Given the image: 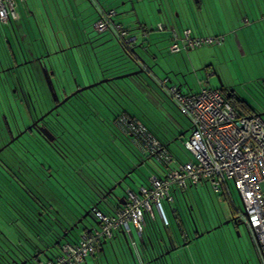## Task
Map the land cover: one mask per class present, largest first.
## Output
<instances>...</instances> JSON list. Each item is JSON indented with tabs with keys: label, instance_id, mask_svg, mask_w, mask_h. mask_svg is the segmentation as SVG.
<instances>
[{
	"label": "rangeland",
	"instance_id": "1",
	"mask_svg": "<svg viewBox=\"0 0 264 264\" xmlns=\"http://www.w3.org/2000/svg\"><path fill=\"white\" fill-rule=\"evenodd\" d=\"M71 1L72 2L70 3L69 0H42L40 6H37L36 2L31 0L28 4L29 6H26L27 11H30L31 19H21L20 23L16 22L15 24L19 37H21L25 31H30L32 34L35 33L37 36L34 37H38L40 42L36 45L43 52L44 41L47 44L51 41L50 37H53V35H51V21H53L55 25L59 24L60 27L67 29L69 36H71V32L73 36L71 39L75 42H78L81 39V41H88L89 47L94 45V50L91 46V52L89 53H91L92 58L90 57L88 62L86 60L83 61L82 58L77 55L78 53L73 54L68 52V61L71 68L74 70L75 77L77 76L78 79L77 82H75L69 75V69L63 70L64 67H61L62 76L60 77V80H62V85L66 90L70 91L77 83L82 84V86L93 83L103 79L104 75L109 77V75L117 74V72L126 73L129 72L128 70L130 69L131 71L136 70L138 67L137 64L121 50L114 34L107 30L99 32L95 29L94 24L99 19L100 15L97 14L93 2L91 0ZM124 1L126 0H102L107 8H117L118 14H114V16L118 22H121L126 26H134L136 23L135 17H133L134 19H131L130 16H125V13L127 12H123V9H125L124 7L127 6V9L131 8L128 2L123 4ZM193 1L196 2L197 0ZM184 2L185 0H143L142 2H139L136 7L141 19L146 20L152 33H158L157 24L159 21L165 23L169 29L175 28L177 31L181 32L183 30L181 22L185 23L189 14V10ZM159 5L163 7V12H161V14H159V11L156 8V6ZM66 6L71 10V6H74L76 13L72 11L71 15H68ZM203 6L204 10L202 13L198 14V16L202 17L203 22L207 24V31H210V33L206 34L215 35L214 33H217L218 31L221 32L218 34L225 35V39L221 44L203 45L196 49L171 53L169 47L168 50L166 47L168 45L167 39H164L159 41V44H161L160 49H157L155 46L157 50L156 59L151 56L148 57V55L145 54V52H142V50H140V53L148 61V64L153 66V71L158 77L161 79H172V81L168 80V86L181 84L185 92L191 90L196 92L203 86L219 88L220 81L222 80L224 84L232 87L237 97L256 107L259 112H263L264 1L210 0L209 4L204 3ZM177 11L180 13L179 17L176 16ZM27 15H29V13H26L25 17H27ZM179 18L181 19V22ZM47 23L48 26L46 25ZM20 25H22V29L20 28ZM57 29L58 27L56 30ZM134 34L137 35L139 41H141L140 34ZM61 37L63 38V35ZM32 38L33 37L29 36L25 40L23 39V46L26 48L31 47L28 44ZM7 40L12 43L17 41V39L15 41L14 31L10 24H0V44H6ZM73 40L71 41L73 42ZM63 42L67 44L68 41L63 40ZM47 46L51 48L53 47L52 44ZM78 64L80 66H78ZM215 70L216 73L220 75L221 79L216 74H211ZM207 74H211L209 82H206ZM54 80L57 82L58 79ZM67 80H69V85ZM200 82H202L203 85H201ZM43 91H46V89H43ZM84 91L88 93L91 92V89H86ZM159 93L161 106L158 105L149 94L147 95H149L151 100L142 91L136 92L134 89L131 91V94L134 96H138V94L142 95L140 99L138 97L135 98L140 100L144 111L148 115L147 117H149L151 121L154 120L159 122L164 120L167 123H170L176 131L179 130L178 135H181L184 130L190 128L188 118L179 111L176 104L168 96L169 94H166L160 88ZM39 96L40 101L43 103H45V98L46 100H51V97L48 95L44 94L43 97V95L40 94ZM35 104L37 106L39 105L38 99H35ZM174 122H177V125H181L183 129L181 130V128L178 127L177 130ZM74 132L75 130H73V133ZM190 134L191 129L180 137L177 135L178 139L170 143L171 149L175 152L181 151L187 154L188 157L189 152L184 148V140ZM83 142L85 143L84 140ZM117 142L122 146L120 140H117ZM126 152L131 155L132 160H136L137 157H134L133 153H130V151ZM139 155H141V158L143 159L146 156L140 152ZM152 165L153 164L149 161L142 162L141 169L139 170L140 174L136 176V180L132 182L128 179L126 183L117 188L116 194L124 196L126 189L129 186L137 189L139 187L141 176L145 177L152 173ZM31 179L33 178L31 177ZM0 180H2V177ZM6 181L7 180H5V182ZM7 182L9 183V181ZM10 185L12 187L11 191L16 190L11 183ZM226 192L231 199H233L237 212L239 213V211L243 210L244 204L240 193L232 183H230L229 190L227 189ZM224 197V192H216L211 183H200L190 187L184 196L179 195L178 199L170 203L171 205L166 201V210L171 214V207L176 208L178 210L177 215L181 217L184 223L191 228L192 226L194 227L196 223L199 229L206 230V232L211 227L221 224V227L214 229L210 233H206L198 240L192 241L191 247L188 249L189 253H191L193 248L196 249L197 246H200L199 251L201 254L199 253V257L204 261L202 256H204V252L208 246L219 249L218 246L222 244L219 240L226 233L235 237L233 241L242 248V254L243 252L247 253L249 250L254 264H258V258L257 255L255 256L254 254L252 240L246 224L234 221L228 222L232 217V213L229 204ZM26 198L28 199V197ZM188 205H191L192 208H189ZM191 211L193 212V215H191ZM194 221L196 222L194 223ZM85 223L87 225H93L96 223L93 214L92 216L87 217ZM84 225L85 224L81 223L78 228L74 229L73 234L78 235V233L84 229ZM174 228L178 230L177 223L173 218V224H170L169 229L173 233L175 241L178 242V236L176 235ZM16 232L15 228L0 218L1 239L4 238L6 240L9 237L10 240H17L19 239V236ZM4 236H7V238ZM129 238L131 245L134 249H137L141 242L139 236L134 233L133 236H129ZM128 249L127 241L123 236L119 235L105 243L104 251H99L94 256L89 255L87 261L80 264H129ZM180 249L181 248L173 250V254H179L178 251ZM40 257L46 259L44 253L41 254ZM243 259L247 260L244 255Z\"/></svg>",
	"mask_w": 264,
	"mask_h": 264
},
{
	"label": "trees",
	"instance_id": "2",
	"mask_svg": "<svg viewBox=\"0 0 264 264\" xmlns=\"http://www.w3.org/2000/svg\"><path fill=\"white\" fill-rule=\"evenodd\" d=\"M10 25L15 26L14 23ZM138 45L131 51L123 48L127 56L135 62L137 56H142L140 51L137 50ZM141 45L143 44L141 43ZM145 54L148 57L152 56L148 50L145 51ZM145 62L148 63L146 59ZM58 67H61V65L56 64L54 68L57 70L56 77L60 79L61 73ZM71 69L70 67L69 71ZM128 71H131V69ZM120 73L122 74L123 72H117V74L109 76H115ZM103 77L107 76L104 75ZM166 87H168L167 83H162L161 79L146 70L128 78L97 85L91 88V92H88V97L84 101L74 100L69 104L75 108V115L70 123L72 126H70L76 133L72 131L75 138L68 148L73 150L74 154L72 155L75 156L76 154L77 157L62 160L61 156H65V152L60 151L58 156L52 152L49 156L47 152L37 145L33 179L31 177L20 178L18 186L13 185L10 182L11 180L9 183L5 182L6 179L1 180V185L5 188L0 191V218L15 228L19 239L10 240L8 237V239L2 238V240V235L0 234V264L7 260L8 257L6 253L8 249H5V247L20 251L30 249L29 256L36 258L33 264L44 259L40 257L43 252L48 259H53L64 242L76 241L82 231L90 229L92 225L85 223L87 218L83 220L84 229L78 235H74V229H71V226L86 210H90V215L93 214L97 221L94 212L95 207L110 211L113 207L122 205V203L110 197L109 188L117 183L118 180L123 179L126 172L128 174L123 180L125 181L124 183L128 179L132 182L136 180V176L140 174L139 170L142 162L149 161L153 164L152 173L162 169L161 164L151 154L144 152L138 145V140L122 127L119 121L120 116L126 115L131 119L137 118L141 120L149 132L160 140L163 147L172 152L179 160H186L189 157V154L188 157L186 154L187 158L182 159L181 151L175 152L170 147V143L177 140L178 127L181 128V126L174 123L178 130L176 131L170 123L164 120L159 122L151 121L147 117L148 115L144 111L140 100L135 98L138 97L140 99L142 95L134 96L131 94L133 89L136 92L142 91L148 98L150 95L160 105L159 88L169 94ZM218 89L223 92L221 88ZM127 94L128 98L126 97ZM223 94L242 114H257L259 112L256 107L237 97L235 91H232L229 95L225 92ZM262 94H264V90ZM168 96L170 97V95ZM171 100L173 101L172 98ZM262 117L264 118V116ZM171 119L173 121L172 116ZM117 140L121 141L122 146ZM126 151L133 153L134 157H137L136 160H132L131 155ZM139 152L146 155L144 159L141 158ZM129 169L131 170L130 172L127 171ZM151 174L145 177L141 176L139 185L148 184ZM10 183L16 190L11 191ZM188 189L176 193V199H178L179 195L184 196ZM227 189L229 190V186H224L222 190L225 195L224 198L229 204L231 213L236 215L238 212L233 199L226 192ZM124 196L126 198V193ZM188 206L192 208L191 205ZM33 210L36 211L32 216L31 212ZM39 211H42L43 214L39 215ZM166 212L168 224L160 222L159 218L155 220L147 218L145 235L140 239L141 242L137 249H134L131 245L129 236L125 235L126 238H124L125 240L127 239L129 247V264H194L187 249L182 250L177 255L173 254V250L200 239L207 233L206 230L199 229L200 232H204L200 236L199 231L195 230V226L191 228L183 222L181 217L177 215L178 210L176 208L171 207V214L168 210ZM190 213L193 215L192 211ZM173 218L177 223L178 230L174 229L178 236V242L175 241L173 233L169 229L170 224H173ZM195 225L198 227L196 223ZM210 229L211 231L214 230L213 227ZM65 233L67 234L65 235ZM224 236H226V233ZM4 237L7 238V236ZM106 242L102 243L94 255L100 251ZM199 248L200 246H197L196 249L193 248L191 250L195 259L197 253H200ZM168 249H170V253L165 254ZM36 253H39L40 259L34 256ZM203 262L200 257L199 263L203 264ZM15 264H19L18 261Z\"/></svg>",
	"mask_w": 264,
	"mask_h": 264
},
{
	"label": "built area",
	"instance_id": "3",
	"mask_svg": "<svg viewBox=\"0 0 264 264\" xmlns=\"http://www.w3.org/2000/svg\"><path fill=\"white\" fill-rule=\"evenodd\" d=\"M25 0H0V24H11L21 17L18 4ZM115 10L103 11L94 27L110 31L128 51L138 44L137 35L114 22ZM157 28L169 31L171 53L196 49L203 45L221 44L224 34H194L192 29H169L163 22ZM208 80V79H207ZM167 83V79L162 80ZM179 111L188 118L191 134L184 140L189 152L179 160L165 149L141 120L122 115V127L131 133L141 149L151 154L162 169L149 176L148 184L126 189V202L110 211L94 209L99 223L84 230L76 241H66L53 259L35 264H80L94 255L103 242L119 232L126 236L145 235L147 218H159L168 224L166 201L176 200V193L200 183H211L216 192L232 183L242 198L248 227L257 239L264 264V118L258 114H242L218 88L203 86L196 92H184L180 85L167 87Z\"/></svg>",
	"mask_w": 264,
	"mask_h": 264
},
{
	"label": "flooded vegetation",
	"instance_id": "4",
	"mask_svg": "<svg viewBox=\"0 0 264 264\" xmlns=\"http://www.w3.org/2000/svg\"><path fill=\"white\" fill-rule=\"evenodd\" d=\"M6 42V44H0V178L2 177L7 181L11 180L10 182L13 185L18 186L20 178H30L35 174L37 145L49 156L52 152L57 156L60 151L65 152V156H61L62 160L77 157L76 154L75 156L72 155L74 151L68 148L75 138L72 133L74 129L71 128L72 125L70 124L75 115V108L69 104L74 100L84 101L88 97V93L86 91L79 92L62 105L52 109L74 90L81 87L82 84L77 83L73 89L67 91L62 85V80L53 74L52 78L58 94V99L54 100L42 71V65L37 58L41 57L43 66H47L49 69L54 68L52 67L55 64L54 60L44 57V55L32 57L17 42L12 43L8 40ZM80 43L70 41L67 45L69 52L72 53L75 51V47L82 45L81 47H84L81 50L83 57L89 59L91 46L94 50V45L89 47L86 40ZM78 51L80 50L78 49ZM68 55V50H66L63 54V62H61V66L65 70L71 67ZM70 75L77 82V76ZM54 79H58V83ZM67 83L69 85V80H67ZM43 89H46V91H43ZM221 89L226 94H231V91H234L231 86L226 84ZM40 94L43 97L44 94L50 96L51 100L45 98V103L41 102ZM126 97L128 98V94ZM35 99L39 100L38 106L35 104ZM47 133H50L51 137ZM52 136H54L53 139ZM127 171L130 172L131 170ZM127 174L128 172L124 176ZM124 182H122V185ZM1 183L2 181L0 182V191L5 188ZM110 197L113 199L111 195ZM35 211L31 212L32 216ZM42 214L43 212L39 211V215ZM5 249H8L6 252L8 257L1 264H15L16 261L19 264H24V261H26V264H33L36 261V258L29 256L30 249L21 251L7 247Z\"/></svg>",
	"mask_w": 264,
	"mask_h": 264
},
{
	"label": "crops",
	"instance_id": "5",
	"mask_svg": "<svg viewBox=\"0 0 264 264\" xmlns=\"http://www.w3.org/2000/svg\"><path fill=\"white\" fill-rule=\"evenodd\" d=\"M30 1L31 0H25V1L20 2L18 4L19 5L18 9L20 11L21 17L18 21L13 22L14 25L16 24V22L20 23L21 19H25V18L31 19L30 11H27V9H26V6L29 4ZM32 1L36 2L37 6H40V3L42 0H32ZM49 1H54V0H49ZM69 1H70V3L72 2L71 0H69ZM91 1L95 5V10L97 11L98 15H100L103 11H108V10H115V14H118L117 8H111V9L107 8L105 3L102 2V0H91ZM142 1L143 0H126L123 2V4H126L128 2V4H130V6H131L130 9H127V6L124 7L125 9H123L124 10L123 12H127V13H125V16H130L131 19H134L133 17H135L136 23L134 26H126L125 24L118 22L115 19V16H113V19H114V22L116 24H119V25L123 26L124 28L129 29L131 34H133V35H135L134 33L140 34L141 41H139V45L137 47V50L138 51L142 50V52H145L146 50H148L152 54L151 57L156 59L157 58L156 48L160 49V45H161V44H159V41L167 39L168 45L166 47L168 50V47H169L170 43L172 42V39H171L170 32H165V31L159 30L158 28H157L158 33H152L151 32L150 28L148 27L146 20H142L140 15L138 14L139 11H138L136 6L139 2H142ZM254 1H256V0H254ZM209 2H210V0H197L196 2L193 0H187V1L185 0L184 3H185V6L187 7V9L189 10V14L187 16V20L185 21V23L181 22V19L179 18L183 28L192 29V32L194 34L210 33V31H207V28H208L207 24L203 22L202 17L198 16V14L202 13L204 10L203 4L204 3L209 4ZM192 3H194V4H192ZM71 7H72V10L67 8V6H66V10H67L68 15H71L72 11L75 12L74 6H71ZM156 8L159 11V14H161V12H163V7L161 5L156 6ZM156 8H155V10H156ZM26 13H29V15H27V17H25ZM176 16H178V17L180 16V13L178 11L176 13ZM162 19H163V17H162ZM159 22H161V21H159ZM50 24H51V28H52L51 29L52 30L51 35H53V37H50L51 41H49V43H47V44L44 41V43H43L44 52L41 51L37 46L38 43H40V42H39L38 37H34V36H37L35 33L32 34V33H30V31H25L24 34L22 36L20 35L21 37H19L16 26H12V25H10V26L12 27V29L14 31L15 41L17 39L16 42L19 44V46H23V39L25 40L29 36L33 37L28 44L29 46H31V47H28L29 49L23 46L25 48L26 52H28L32 57H36L38 55H44V57H46V55L48 53H51L50 57L54 60V62L56 61L55 63L61 65L62 64L61 62H63L62 60L64 57L63 54L65 53L66 50H68V52H69L67 45L71 40H73V39H71V37L73 38V36H72L71 32H70L71 36H69V32L67 31V29L60 27L59 24L55 25L53 21H51ZM46 25L48 26V23ZM57 27H58V29L56 30ZM20 28L21 29L23 28L22 25H20ZM218 33H221V32L218 31L217 33H214V34H218ZM76 34H78V33H76ZM62 35H63V38L61 37ZM41 39H43V38H41ZM63 40L68 41L67 44H65L63 42ZM80 42H83V41H81V39L78 42H75L73 40V43L81 44ZM141 43L143 45H141ZM50 44H52V46H53L52 48L47 46V45L50 46ZM81 46L82 45H78V47H75L74 53H78L77 55L80 56L83 61L86 60L88 62L89 59H87L86 57H83V53L81 50L84 49V47H81ZM119 46H120L121 50L123 51V47L121 46L120 43H119ZM141 46H143V47H141ZM155 46H156V48H155ZM77 48L80 51H78ZM90 57L92 58L91 55H90ZM141 63H142V61H141ZM142 64L144 66H146L144 63H142ZM78 66H80V65L78 64ZM61 67H63V66H61ZM61 67H59L60 73H61ZM56 71L57 70H55V73H54L55 75L57 74ZM215 71L212 72L211 74L215 73ZM70 74L75 75L74 70H71ZM211 74H207L206 82H209ZM165 79H168V78H165ZM165 79H163V80H165ZM162 83H163V81H162ZM200 84L203 85L202 82H200ZM179 85H180L182 91H184L182 85L181 84H179ZM186 92H194V91L191 90V91H186ZM174 123L177 124V122H174ZM179 126H181V125H179ZM181 128H182V126H181ZM180 155H181L182 159L186 158V154L180 152ZM247 229H248V232H249L251 240H252V247H253L254 254H255V256L257 255V258H258L257 262H258V264H263V260L261 258L260 252H259L256 236L254 235V233L251 231V229L249 227H247ZM119 235L124 237L123 233H119L117 236H119ZM234 238H235L234 236L226 234V236H223L219 240V242H222V244H224V245L221 244L220 246H218L219 249L212 248L211 246L210 247L208 246V248L204 252L203 264H254L249 250L247 251V253L243 252V254H242V252H241L242 248H240L237 244L234 243V241H233ZM191 244H192V242L188 245L182 246L181 249L178 251V253H180L184 249H187V250L190 249L189 247H191ZM104 246H105V244H104ZM104 246L100 249V251H104ZM225 249L227 250V252ZM190 254H191V258L193 259L194 264L199 263V260H200L199 252L197 253V255L195 254L196 259L198 261L197 263H196L195 257L192 256V252ZM243 255L247 258V260L243 259ZM86 261H87V259H86Z\"/></svg>",
	"mask_w": 264,
	"mask_h": 264
},
{
	"label": "water",
	"instance_id": "6",
	"mask_svg": "<svg viewBox=\"0 0 264 264\" xmlns=\"http://www.w3.org/2000/svg\"><path fill=\"white\" fill-rule=\"evenodd\" d=\"M73 54L74 51L72 52ZM51 53H48L46 55L47 58H51ZM52 59V58H51ZM37 60L40 62V64L42 65V71L45 75V78L47 80V83L49 85V88L50 90L52 91V96H53V99L56 100L58 99V94L55 90V86H54V81H53V74L55 73V68H51L49 69L47 66H43L42 64V58L41 57H38ZM144 63L146 66H144L142 63ZM57 63L53 64L52 67H55ZM136 64L138 66V68L136 70H133V71H129V72H126V73H122V74H119V75H115V76H109V77H104L103 79H100L98 81H95L93 83H90V84H87V85H84V86H81V87H78L76 90H74L71 94H69L67 97H65L59 104L55 105L52 109H55L57 108L58 106L62 105L63 103H65L70 97H72L73 95L79 93V92H82L86 89H91L97 85H100V84H103V83H106V82H111V81H116L118 79H123V78H128V77H131V76H134V75H137L139 73H142V72H145L146 70H148L151 74H153L154 76H156L158 79H161L160 77H158L155 72L153 71V66H150L148 63L145 62V58L142 57V56H137V60H136ZM60 65V64H59ZM149 65V66H148ZM213 74H216L219 78H220V75L218 73H213ZM221 79V78H220ZM163 80V79H161ZM168 80L169 81H172L171 78H168L167 79V84H168ZM76 81V79H75ZM224 86V82L221 80L220 81V86L219 88H222ZM232 92V91H231ZM229 95V94H228ZM258 115L260 116H264V111L263 112H258L257 113ZM190 128H187L186 130H184L180 136H182L183 134H185L187 131H189ZM50 133H47V135L49 137H51V135H49ZM178 136V137H180ZM54 136H52V139H53ZM177 137V139H178ZM1 150V149H0ZM127 176V175H126ZM126 176L123 177V179H120L117 181V183H115L111 188H109V193L111 194V196L116 199L117 201H119L120 203L124 204L125 201H126V198L125 196H119L116 194L115 190L118 188V187H121L122 186V182L123 180H125ZM246 215V210H245V207L243 208V210L239 211V213H237L236 215L232 214V217L229 221H234V222H237V223H241V224H246L247 226V223H246V220L244 218V216ZM88 216H92L90 215V210H86L83 215L78 218V220L71 226V229H75L79 226L80 223H83V220L85 218H87ZM96 223H99V221H96ZM221 224L213 227L214 229L220 227ZM248 227V226H247ZM89 230V229H88ZM195 230L196 231H199V228L196 227L195 225ZM211 229L207 230V233H210ZM67 233H65L66 235ZM124 234V233H123ZM204 234V232H200L199 231V235L202 236ZM124 237L126 238L125 234H124ZM127 241V239H126ZM185 244V243H184ZM44 253V252H43ZM170 253V249L166 250L165 251V254H169ZM45 254V253H44ZM34 256L38 257L39 258V253H36L34 254ZM47 257V255H46ZM48 258V257H47ZM40 259V258H39ZM24 264H26V261L23 262Z\"/></svg>",
	"mask_w": 264,
	"mask_h": 264
}]
</instances>
